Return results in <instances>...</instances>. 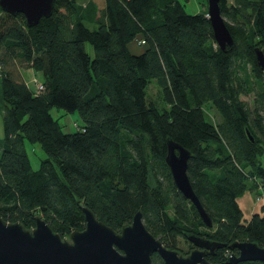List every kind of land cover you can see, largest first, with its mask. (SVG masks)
<instances>
[{"label":"trees","instance_id":"1","mask_svg":"<svg viewBox=\"0 0 264 264\" xmlns=\"http://www.w3.org/2000/svg\"><path fill=\"white\" fill-rule=\"evenodd\" d=\"M219 5L233 37L226 49L206 6L191 13L181 0H54L32 26L0 8V215L32 228L39 214L66 236L84 227L81 204L117 230L140 209L170 248L187 253L177 237L194 232L226 243L206 255L214 263L264 264L226 261L238 252L233 240L264 246V212L246 217L238 202L264 182V74L254 52L264 50V0ZM134 39L143 40L139 52L129 47ZM21 68L40 73L43 88ZM248 93L252 104L241 98ZM54 106L77 110L83 123L63 130ZM168 137L193 153L187 173L211 226L172 179ZM25 140L46 152L37 168ZM152 264L164 262L154 253Z\"/></svg>","mask_w":264,"mask_h":264},{"label":"water","instance_id":"2","mask_svg":"<svg viewBox=\"0 0 264 264\" xmlns=\"http://www.w3.org/2000/svg\"><path fill=\"white\" fill-rule=\"evenodd\" d=\"M220 0H207V13L213 36L221 49L233 43L232 34L220 11ZM54 0H0V8L12 14L21 12L28 26L36 24L42 16H49ZM255 58L264 74V50L254 47ZM253 139L251 133L247 131ZM192 151L167 138L165 161L169 166L176 187L191 201L203 222L212 225V219L204 209L189 179L187 168ZM84 214V227L74 229L68 236L54 231L41 215H35V225L25 227L20 221H9L0 215V264H152V253L157 252L165 264H219L206 255L214 253L225 242L187 232L193 247L182 253L166 246L150 231L136 210L130 221L120 230L96 217L85 204L80 205ZM229 248H237L226 259L229 263L243 260H264V246L250 240H233Z\"/></svg>","mask_w":264,"mask_h":264},{"label":"rangeland","instance_id":"3","mask_svg":"<svg viewBox=\"0 0 264 264\" xmlns=\"http://www.w3.org/2000/svg\"><path fill=\"white\" fill-rule=\"evenodd\" d=\"M99 6L103 4L104 0H95ZM182 2L185 3L186 10L188 12H197L199 10L207 9V0H181ZM81 2H84V0H81ZM86 24L89 25L91 28L96 27L95 23H92L90 21H86ZM134 44L133 45H139V42L137 39H134ZM87 49L91 55H93V48L91 45L87 44ZM21 73H23L24 78L28 81L29 84L33 85L31 82V79L33 78L34 73L30 68H21L20 69ZM35 77L37 80L41 81V74L36 73ZM154 81V80H153ZM152 81V82H153ZM148 95L151 98H156L158 95L157 92V86L155 83H150L148 87ZM241 98L246 100L248 104H252L253 101V94L248 93V94H242ZM3 99L1 98L0 94V138L3 136V126H2V112H3ZM51 113L54 117L58 119L60 124H62L63 130L65 131H73L75 130L76 123L82 124L83 121L81 117L79 116V113L76 111H66L61 107L54 106L51 109ZM210 115H207L209 119L213 121L218 120V115L214 111L213 108L209 109L208 112ZM25 148L27 150V153L30 158V163L33 168H37L39 166L40 160L46 156L45 150L41 147L39 142H32L29 140H25ZM262 159V164L264 165V155L260 156ZM248 184H251L250 181L248 180ZM257 191L254 188H247L241 195L238 196V202L240 206L242 207L243 210V215L244 216H249L252 212L255 210L259 212H264V194L261 198L256 199ZM68 236V234L66 235ZM177 243L180 247L181 250L186 252L189 250V246L191 242L184 238L183 236L179 235L177 237Z\"/></svg>","mask_w":264,"mask_h":264},{"label":"built area","instance_id":"4","mask_svg":"<svg viewBox=\"0 0 264 264\" xmlns=\"http://www.w3.org/2000/svg\"><path fill=\"white\" fill-rule=\"evenodd\" d=\"M142 41L143 40L138 39V42H142ZM31 82L33 83L32 86L34 87L35 90L38 91L39 89L43 88L42 82L40 80H37V78L35 76H33V78L31 79ZM256 191H257L256 199L261 198L263 196V194H264V182L263 181L257 182Z\"/></svg>","mask_w":264,"mask_h":264},{"label":"crops","instance_id":"5","mask_svg":"<svg viewBox=\"0 0 264 264\" xmlns=\"http://www.w3.org/2000/svg\"><path fill=\"white\" fill-rule=\"evenodd\" d=\"M134 41H132L131 43H130V45H129V47H130V49L131 50H133V51H135V52H139V51H141L142 49H143V47L142 46H140V45H133L134 43H133Z\"/></svg>","mask_w":264,"mask_h":264},{"label":"flooded vegetation","instance_id":"6","mask_svg":"<svg viewBox=\"0 0 264 264\" xmlns=\"http://www.w3.org/2000/svg\"><path fill=\"white\" fill-rule=\"evenodd\" d=\"M120 230V229H119ZM194 245H193V243L191 242V247H190V249L193 247ZM154 253H157V252H153L152 253V255L154 254ZM158 254V253H157ZM159 255V254H158ZM160 256V255H159ZM161 257V256H160ZM162 259V258H161ZM163 260V259H162ZM164 262V261H163ZM165 264V263H164Z\"/></svg>","mask_w":264,"mask_h":264}]
</instances>
